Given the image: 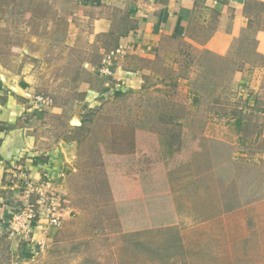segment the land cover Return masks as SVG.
Segmentation results:
<instances>
[{
  "label": "rangeland",
  "instance_id": "374dc122",
  "mask_svg": "<svg viewBox=\"0 0 264 264\" xmlns=\"http://www.w3.org/2000/svg\"><path fill=\"white\" fill-rule=\"evenodd\" d=\"M128 2L0 0V91L53 166L37 180L3 173L0 264H163L156 250L170 256L176 236L165 227L222 188L233 212L197 223L260 243L264 264V2L237 24L212 14L148 43L121 35ZM24 180L48 182L55 224L18 229L12 217L37 209ZM241 252L235 264L250 261Z\"/></svg>",
  "mask_w": 264,
  "mask_h": 264
},
{
  "label": "crops",
  "instance_id": "0c3cea01",
  "mask_svg": "<svg viewBox=\"0 0 264 264\" xmlns=\"http://www.w3.org/2000/svg\"><path fill=\"white\" fill-rule=\"evenodd\" d=\"M257 1L264 2V0ZM246 5L252 7L250 0H129V18L133 21L135 30L129 31L125 39L135 36L144 43H148L164 37H174L183 34L197 20L212 14L220 19L228 20L229 25H234L244 19L243 9ZM6 90V94L0 91V96L4 94V98L0 100V125L3 126L0 128V180L3 173L10 168L27 171V175L33 180L41 179L43 175H52L51 152H40L33 148L34 136L26 131L28 128L23 125L22 116H20L23 107L16 100V95L9 89L6 88ZM220 192L214 194L215 199L208 197L210 200L207 199L206 205L190 204V212H193L195 217H191L189 224L182 225L181 221H178L177 229L173 225L165 227L166 230H174L176 236L170 256H165L163 252L156 250L163 264H235L238 258L243 259L241 251L244 252V257L250 260L249 264L260 263V243L255 244L252 241L248 244L245 240L243 247L235 243L233 246L232 242H229L227 225L219 227L218 230L217 226H200L197 223L199 220L196 217L200 216L198 214L200 211L206 215L207 213L213 214L214 211L218 214L223 209L226 211L224 214L227 215L233 212L232 200H227L229 193L224 188ZM211 193H213L212 190ZM220 202H222V207ZM206 222L204 220L200 224ZM31 226L32 230L40 228L37 221ZM239 229L237 226V231ZM197 234L209 240L198 241ZM13 248L10 245L9 249ZM235 249H240L239 255L234 253Z\"/></svg>",
  "mask_w": 264,
  "mask_h": 264
},
{
  "label": "built area",
  "instance_id": "2783aa9c",
  "mask_svg": "<svg viewBox=\"0 0 264 264\" xmlns=\"http://www.w3.org/2000/svg\"><path fill=\"white\" fill-rule=\"evenodd\" d=\"M24 183L30 187V192L36 190L35 192L37 195L35 198V206L37 209L33 210L31 204H28L27 208L12 217L13 220H17L19 224V227L17 226L18 229L20 228L22 232L30 231L32 227L31 221L38 222L40 218H45L48 221V224H55L58 219V214H56L57 203L54 202L53 197H48L41 191L43 184L48 185V182L44 181L38 185H34L32 182L26 180ZM35 217L39 219H36Z\"/></svg>",
  "mask_w": 264,
  "mask_h": 264
},
{
  "label": "trees",
  "instance_id": "16d2710c",
  "mask_svg": "<svg viewBox=\"0 0 264 264\" xmlns=\"http://www.w3.org/2000/svg\"><path fill=\"white\" fill-rule=\"evenodd\" d=\"M134 30H135V26H131L127 28L124 32H122L121 35H127L129 31H134Z\"/></svg>",
  "mask_w": 264,
  "mask_h": 264
},
{
  "label": "water",
  "instance_id": "95a60500",
  "mask_svg": "<svg viewBox=\"0 0 264 264\" xmlns=\"http://www.w3.org/2000/svg\"><path fill=\"white\" fill-rule=\"evenodd\" d=\"M13 90H16L13 86H12ZM35 221H31V225H34Z\"/></svg>",
  "mask_w": 264,
  "mask_h": 264
}]
</instances>
